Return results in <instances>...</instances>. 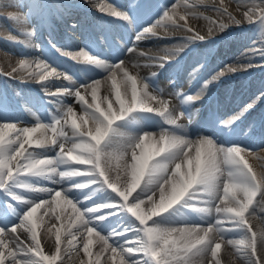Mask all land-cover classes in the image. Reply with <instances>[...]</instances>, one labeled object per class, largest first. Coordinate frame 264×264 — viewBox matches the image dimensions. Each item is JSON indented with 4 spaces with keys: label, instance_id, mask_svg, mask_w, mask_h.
Returning a JSON list of instances; mask_svg holds the SVG:
<instances>
[{
    "label": "snow or ice",
    "instance_id": "snow-or-ice-1",
    "mask_svg": "<svg viewBox=\"0 0 264 264\" xmlns=\"http://www.w3.org/2000/svg\"><path fill=\"white\" fill-rule=\"evenodd\" d=\"M84 2L108 17L127 22L135 35L123 55H114L111 60L93 51L99 43L107 42L119 53L118 46L107 37L91 40L75 51L50 42L60 56L83 65L79 77L58 70L43 56L25 55L19 59L18 68H12V73L26 74L21 75L22 82L39 84L48 97L45 103L54 110L46 109L47 121L36 116L33 125L18 127L23 121L10 122L9 106L0 102V195L5 198L0 203V264H57L61 237L55 234V255H46L36 216L42 209L41 216H47L62 204L71 209L68 244L77 255L82 248L88 257L80 264H100L102 255L109 260L119 257L118 264H203L209 257V264H220L217 257L225 244L235 249L244 264H264V255L258 254L257 233L249 222L258 212L264 213V173L258 176L242 155H252L253 150L230 139L252 106L231 118L208 121V133L193 137L188 131L210 85L257 65L251 59L247 64H225L203 80L198 92L173 88L169 96L179 101L176 109L159 87L157 72L148 78L139 72L133 74L124 58L136 54L144 58V66L163 70L175 62L179 67L180 54L186 49L216 43L209 40L214 35L212 27L205 35L189 24L190 18L202 17L220 32L226 31L229 23L256 25L261 46L253 44L247 54L264 59V0H248L242 19L229 12L224 0L219 4L215 0L211 4L206 0H177L163 9H157L152 0H134L127 10L100 0ZM76 6L63 5L66 9ZM201 8L226 17L229 23H217L203 15ZM153 13L155 18L147 25L139 23ZM8 19L17 28L27 23L25 16L16 13ZM71 27L75 30L77 25ZM177 32L184 33L179 37V47L165 48L161 54L139 50L142 41L167 39ZM23 35L29 39L18 41L12 35L7 39L25 49L38 47L31 43L33 31ZM206 63H200V68ZM51 80L67 81L70 86L53 91ZM109 81L119 105L115 110L108 96H99L102 85ZM169 84L174 86L175 81ZM89 93L93 103L86 100ZM67 97L81 106L82 115L78 117L74 105L65 103ZM106 101V108L102 107ZM32 102L27 98L25 107ZM65 126L71 127V133ZM113 158L124 162V174L130 176L123 184L120 175L113 176L108 166ZM185 165L187 171L183 172ZM146 173L149 179L141 187ZM213 211L216 215L209 219ZM61 218L62 214L55 217L57 221ZM52 227L47 229L49 233ZM78 237H86L82 246L76 243ZM93 237L101 245L96 259H92ZM260 241L264 244V233Z\"/></svg>",
    "mask_w": 264,
    "mask_h": 264
},
{
    "label": "bare ground",
    "instance_id": "bare-ground-1",
    "mask_svg": "<svg viewBox=\"0 0 264 264\" xmlns=\"http://www.w3.org/2000/svg\"><path fill=\"white\" fill-rule=\"evenodd\" d=\"M41 1L45 2L46 0H32L28 5L24 3V0H22L21 2L14 1V0H0V34L4 35L6 37H8L10 35L15 36L16 39H18V40L29 39L28 37L23 35V32H26V31H33L35 33V35L38 34L40 32L38 24H39V22L41 24H43V21L40 18L41 14H39V12H37L39 7H42V9H43V6H39V3H41ZM50 1L57 3V0H50ZM71 1H73V0H71ZM206 2L208 4H211L213 2V0H206ZM215 3L219 4V0H215ZM12 5H14V7ZM29 5H30V10H27L26 7ZM224 6H226L228 8L229 12H231L233 15H234V13H240L239 8L237 6L229 4L228 2L226 3V1H224ZM22 8H25V12L28 15L27 23L23 26V28H17L16 24L12 21V23L15 25V28L11 27L9 25V23H7L5 21L6 19L3 17H9V15L12 13L20 14V15H23L26 17V14L23 12ZM42 9H41V12H42ZM201 12H203V15H205V16H208L210 14V13L208 14V11H204L203 8H201ZM209 17H211L213 20H216L217 23L219 22V20H217L214 16L209 15ZM112 19H114V18H112ZM31 24H35V26H31ZM189 24H191V26L194 27L196 30H198L201 34H205V35H207L209 28L212 27L214 35H212L211 37L217 36L220 33V32L215 31L214 30L215 27L213 25H211L209 23V21L203 19L202 17L199 19L190 18ZM181 33L182 32H177L174 35H175V37L183 36ZM221 34H223V33L221 32ZM21 37H23L24 39H21ZM170 38H171V36H170ZM32 40L34 41L33 37L31 38V41ZM171 41L175 42L174 47L180 46L179 45V39H174ZM162 42L167 43V42H169V40L168 39L146 40V41H143L142 43L140 42L138 47H139V50H141V51H145V52L151 51V53H153V54H161L162 50L165 49L164 47L160 46ZM148 43L152 44L153 47H146L145 48L143 46L144 44H148ZM205 44L206 43H204L202 45H205ZM255 45L257 48H259L261 46L260 41ZM210 47L211 46L207 44L205 48L210 49ZM170 48H172V47H170ZM35 51H36V49H34V48H31V49H25L24 48L23 49V48H20L19 45L13 46V44L8 45L6 43L0 42V79L5 80L6 75H7L8 78H10L12 80L16 79L19 81L21 75H26V74L21 72V71H17L16 73H12V68L13 67L18 68L19 59H21L25 55H27L30 58H37V57L33 56L35 54ZM124 58L128 62V66H129L130 71L133 74L139 72V75L141 77H146V78L150 77V75H149V73H151L150 69L153 71L158 70V68H156V67H154V69H152L151 68L152 66L151 67L144 66L146 64V61L144 60V58L139 57L136 54L127 55V56H124ZM246 58L247 57L244 56V57H241L240 59L244 60ZM250 59H252L253 61L261 60V58L259 56H256L254 58L250 57ZM133 64H139L140 67L139 68H133L132 67ZM256 68H258V66L252 68L255 71L253 74H260V75H256L255 79H259L260 77H264V69L262 72H257ZM37 71H39V70L37 69ZM242 72L243 71H240L236 74L238 75L239 73H242ZM9 73H11V75H8ZM161 73H162V75L166 76L170 72L168 69H163ZM190 75H191L190 76L191 82H195L198 80L197 74L196 75L190 74ZM211 76L212 75H208L207 79H210ZM232 76H234V75L230 74L228 77L230 78ZM29 81H31V80H29ZM202 82L200 84L198 83L199 85H197L196 87H194V89H191L190 91L191 92L200 91V86H201ZM50 83H52V85H53L52 88L55 87V89L53 91H55L56 88L60 87V86H70V85H68L67 81H63V80H51ZM218 83L219 82L214 83L212 85L213 87L216 85L214 88L215 90L218 89ZM187 86H189V85H186L185 87H187ZM250 87H251V85L249 84L247 90H250ZM172 91H173V88H170L168 86H166L164 88L165 96L167 98H170L172 101L171 106L173 108L178 109L179 108V101L174 96H169V94ZM253 91L254 90H251V93ZM121 92H122V96H123V89H121ZM210 93H211V91H210V86H209L205 95H208ZM252 94H256V93L254 92ZM99 96L101 98H103L104 96H108V99L113 102V109L114 110L119 107L118 103L116 102L114 90L111 89L110 81L106 82L102 85L101 90L99 92ZM52 99H55V98H52ZM65 99L69 100L71 102V104L74 105V111L77 113L78 117L80 115H82L81 106L79 104L75 103L73 98L67 97ZM86 100L88 103H93L90 93L86 96ZM225 102H228V101H225ZM262 103H264V101H262L259 105H261ZM101 106L106 108L107 101L105 103H103ZM259 111H260L259 113L261 115H264V112L262 110H259ZM240 112L241 111L239 109L236 113H240ZM247 112H250V109ZM231 117H229V118H231ZM196 121H197V117L194 118L193 123L189 126L194 125ZM32 122L35 123V119ZM77 122L80 123L79 118L77 119ZM34 123H23V125L18 124V127L19 126H31ZM180 123L187 124V120H181ZM69 125H70V120H69ZM197 130H198L197 128L194 129V128L188 127L189 134L193 137H195V134H197ZM65 131H68L69 133H71V127L65 126ZM236 131H238V128L236 129ZM49 135H51V133H49ZM6 139H7V137H6ZM251 141H253V139ZM256 143H259V145H256L253 143L243 144L248 149L253 150V154L248 155L247 153H242V155L245 156V159L248 160V163L252 166L253 170L259 176L261 173H264V142H262V143L256 142ZM25 147L27 148L28 146L25 145ZM32 150L33 149H29V151H32ZM36 151H39V150H36ZM148 151L149 152L151 151L150 146H149ZM50 155H54V153H50ZM108 166L112 169V175L113 176H115L117 174L120 175V177H121L120 183L121 184H123L125 180L130 179V176H125V174H124L125 173V165H124V162L122 160H120L119 158H113L112 160L108 161ZM76 167H83V166L77 165ZM182 171L183 172L187 171L186 165L182 168ZM129 172H130V169H129ZM148 179H149V177L146 173L140 182L141 187H143L147 183ZM52 187H58V186H52ZM169 190H170V188H169ZM137 191H139V190L137 189ZM158 195L159 194L157 193V197H156L157 200H158ZM256 199L259 200V197H257ZM42 212H43V209L37 213L36 220H37V224L40 225V227L37 229V231L40 233L41 245H42V248L44 249L45 254L50 255V256L55 255V234L58 232L60 237H61V245H60V247H61V259L57 260V264H80L82 259L87 261L88 257H86L84 255L82 248H81L79 254L77 255L76 251L73 250V248L68 244L69 237L67 235V232H68L69 225L72 222L69 219L71 209L68 208V206L62 204L61 208H54V211H50L47 216L42 217L41 216ZM61 214H62L61 220L57 221L55 219L56 215H61ZM177 219H182V217H178ZM249 222L252 225L253 231H255L257 233V240H258L257 247L259 248L260 246H262L261 241H260V234H261L262 228H264V213L258 212L254 218H252V217L249 218ZM149 223H151V222H149ZM53 225H55V227H52ZM49 227H52L51 233H49L47 231V229ZM72 231L75 232L76 229H72ZM20 232H22V230H20ZM85 241H86V237H78L76 243L82 246V244ZM100 247H101V245L97 242L96 238L93 237V244L91 246V251L93 254L92 259L97 258V254L100 250ZM259 251L263 252V249H261ZM217 258L220 260V264H244V261L242 259L238 258V255H237L235 249H233L231 246H229L227 244H225L221 248V251L218 254ZM99 259H100V264H118L119 257H116L115 260H109V257L107 255L105 256V258H104V255H102L99 257ZM210 260H211L210 257L205 259L203 261V264H209ZM9 264H10V262H9Z\"/></svg>",
    "mask_w": 264,
    "mask_h": 264
},
{
    "label": "rangeland",
    "instance_id": "rangeland-1",
    "mask_svg": "<svg viewBox=\"0 0 264 264\" xmlns=\"http://www.w3.org/2000/svg\"><path fill=\"white\" fill-rule=\"evenodd\" d=\"M246 6H248V1L246 2ZM246 10V9H245ZM245 10H241L240 11V14L238 15V14H235V17H241L242 16V13H243V11H245Z\"/></svg>",
    "mask_w": 264,
    "mask_h": 264
}]
</instances>
